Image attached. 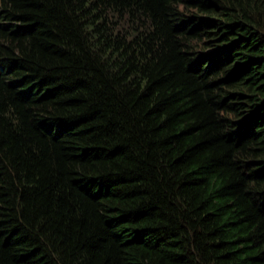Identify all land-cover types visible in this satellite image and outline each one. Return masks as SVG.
<instances>
[{"label": "trees", "instance_id": "1", "mask_svg": "<svg viewBox=\"0 0 264 264\" xmlns=\"http://www.w3.org/2000/svg\"><path fill=\"white\" fill-rule=\"evenodd\" d=\"M0 264H264V0H0Z\"/></svg>", "mask_w": 264, "mask_h": 264}]
</instances>
